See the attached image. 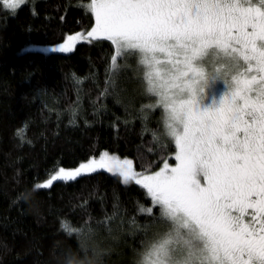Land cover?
<instances>
[{
	"label": "snow or ice",
	"instance_id": "6c2138e0",
	"mask_svg": "<svg viewBox=\"0 0 264 264\" xmlns=\"http://www.w3.org/2000/svg\"><path fill=\"white\" fill-rule=\"evenodd\" d=\"M24 2L3 5L15 10ZM88 7L94 23L57 48L111 42L97 100L118 96L121 77L131 72L125 78H134L148 101L136 110L142 131L164 155L157 170L138 172L131 159L103 151L59 167L35 187L97 169L142 185L149 202L137 200L136 211L149 219H129L131 234L143 237L130 264H264V0H90ZM156 112L157 127L148 129ZM113 207L96 223L115 240ZM60 227L77 236L85 254L111 251L100 247L105 238L89 221L73 226L65 217Z\"/></svg>",
	"mask_w": 264,
	"mask_h": 264
},
{
	"label": "trees",
	"instance_id": "16d2710c",
	"mask_svg": "<svg viewBox=\"0 0 264 264\" xmlns=\"http://www.w3.org/2000/svg\"><path fill=\"white\" fill-rule=\"evenodd\" d=\"M87 1L29 0L10 11L0 0V264H53L69 248L83 254L77 236L60 227L65 217L73 226L89 221L98 228L111 249L107 264H130L132 248L143 238L131 234L129 219L135 216L141 225L149 219L136 211L137 200L149 202L146 190L125 184L118 174L95 171L35 188L59 167H75L105 150L130 158L138 172L156 169L164 155L151 132L142 131L136 110L148 101L141 98L139 83L125 78L131 72L121 77L118 96L97 100L111 42L81 41L69 53L21 52L26 45L59 43L83 30L93 22ZM159 115L148 129L157 127ZM19 193L27 199L17 200ZM114 204L115 240L96 223L112 215Z\"/></svg>",
	"mask_w": 264,
	"mask_h": 264
},
{
	"label": "clouds",
	"instance_id": "9594fccd",
	"mask_svg": "<svg viewBox=\"0 0 264 264\" xmlns=\"http://www.w3.org/2000/svg\"><path fill=\"white\" fill-rule=\"evenodd\" d=\"M100 247L106 246L101 243ZM108 254V252H102L99 256H94L91 252L81 254L79 251L71 250L69 255V250H65L54 260L53 264H107L105 257Z\"/></svg>",
	"mask_w": 264,
	"mask_h": 264
},
{
	"label": "rangeland",
	"instance_id": "374dc122",
	"mask_svg": "<svg viewBox=\"0 0 264 264\" xmlns=\"http://www.w3.org/2000/svg\"><path fill=\"white\" fill-rule=\"evenodd\" d=\"M29 0H25V2L24 3H26V2H28ZM23 3V4H24ZM2 4H3V0H2ZM90 4V0L89 1H87L86 3H85V8H86V10L88 11V12H90V8L88 7V5ZM22 5V4H21ZM20 5V6H21ZM8 10H10V11H13L12 9H8ZM90 14H91V12H90ZM92 16V15H91ZM92 19H93V22L92 23H94V16H92ZM80 31H82V30H80ZM76 32V31H75ZM72 33H74V32H72ZM72 33H69V34H72ZM68 35V34H67ZM66 35V36H67ZM66 38V37H65ZM63 41H61V42H59V43H62ZM81 42V41H80ZM57 44L58 43H55V44H51V45H46V44H29V45H26V46H24L23 48H21V52H26V51H38V52H43V53H69V52H62V51H60L58 48H57ZM73 51V50H72ZM72 51H70V52H72ZM134 63V62H133ZM106 151V150H105ZM103 152V151H102ZM108 153L110 154V155H115V156H117V157H119L121 160H123V159H130V158H128V157H122V156H119V155H117V154H115V153H112V152H109L108 151ZM96 158H98L99 157V155H97V156H95ZM170 163V162H169ZM78 166V165H77ZM160 166H162V163L160 164ZM76 167V166H75ZM70 168H72V167H70ZM154 170H157V169H154ZM96 171H105V172H108V170L107 169H97ZM109 173H113V174H118V173H115V172H109ZM119 175V174H118ZM122 179V178H121ZM123 181V180H122ZM40 183V182H39ZM129 183H135V182H129ZM141 187H143L142 185H140ZM36 188V187H35Z\"/></svg>",
	"mask_w": 264,
	"mask_h": 264
}]
</instances>
